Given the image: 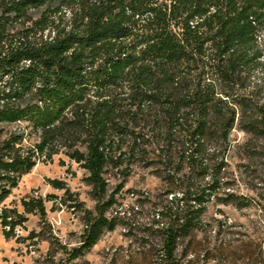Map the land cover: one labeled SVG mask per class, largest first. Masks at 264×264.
Returning <instances> with one entry per match:
<instances>
[{
	"label": "trees",
	"instance_id": "trees-1",
	"mask_svg": "<svg viewBox=\"0 0 264 264\" xmlns=\"http://www.w3.org/2000/svg\"><path fill=\"white\" fill-rule=\"evenodd\" d=\"M263 32L264 0H0V203L38 161L77 162L96 204L75 259L117 225L107 213L123 184L109 194L106 168L152 151L166 183L161 264H184L232 132L264 139ZM21 205L0 210L6 238L26 214L46 216L42 197Z\"/></svg>",
	"mask_w": 264,
	"mask_h": 264
},
{
	"label": "rangeland",
	"instance_id": "rangeland-1",
	"mask_svg": "<svg viewBox=\"0 0 264 264\" xmlns=\"http://www.w3.org/2000/svg\"><path fill=\"white\" fill-rule=\"evenodd\" d=\"M231 140L223 184L206 201L199 227L177 252L184 264H264V139L234 130ZM152 156V151L144 156L148 159L127 153L121 163L106 168L109 194L123 184L107 213L116 217L117 225L75 259L70 251L78 246L85 211L96 204L87 172L63 153L38 161L0 210L7 206L23 212V198L42 197L46 216L42 220L37 213L26 214L27 221L10 238L0 224V264H161L156 213L166 203V183L155 174L156 167L147 165ZM50 179L64 182L68 193L51 186ZM229 191L246 205L224 203Z\"/></svg>",
	"mask_w": 264,
	"mask_h": 264
}]
</instances>
